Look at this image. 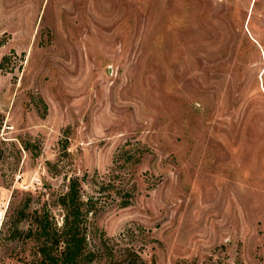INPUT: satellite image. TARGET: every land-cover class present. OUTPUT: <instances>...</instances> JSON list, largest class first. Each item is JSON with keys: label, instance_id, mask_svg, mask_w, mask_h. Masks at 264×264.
Listing matches in <instances>:
<instances>
[{"label": "rangeland", "instance_id": "rangeland-1", "mask_svg": "<svg viewBox=\"0 0 264 264\" xmlns=\"http://www.w3.org/2000/svg\"><path fill=\"white\" fill-rule=\"evenodd\" d=\"M75 176L91 247L264 264V0H0V264Z\"/></svg>", "mask_w": 264, "mask_h": 264}, {"label": "trees", "instance_id": "trees-1", "mask_svg": "<svg viewBox=\"0 0 264 264\" xmlns=\"http://www.w3.org/2000/svg\"><path fill=\"white\" fill-rule=\"evenodd\" d=\"M87 204L80 193L79 178L75 176L58 200L63 210L61 223L54 220L49 210L32 213L33 225L28 229V237L35 244L39 264H92L104 253L116 261L113 264H146L134 246L120 245L116 249L104 234H101L99 247H91ZM18 231L16 227L14 235Z\"/></svg>", "mask_w": 264, "mask_h": 264}, {"label": "built area", "instance_id": "built-area-1", "mask_svg": "<svg viewBox=\"0 0 264 264\" xmlns=\"http://www.w3.org/2000/svg\"><path fill=\"white\" fill-rule=\"evenodd\" d=\"M5 219V212L0 211V223H2Z\"/></svg>", "mask_w": 264, "mask_h": 264}]
</instances>
